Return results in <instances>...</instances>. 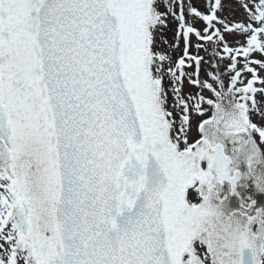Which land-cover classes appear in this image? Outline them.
<instances>
[{
    "label": "snow or ice",
    "instance_id": "snow-or-ice-1",
    "mask_svg": "<svg viewBox=\"0 0 264 264\" xmlns=\"http://www.w3.org/2000/svg\"><path fill=\"white\" fill-rule=\"evenodd\" d=\"M0 264H264V0H0Z\"/></svg>",
    "mask_w": 264,
    "mask_h": 264
}]
</instances>
